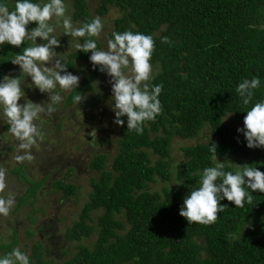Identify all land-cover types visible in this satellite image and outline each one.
<instances>
[{
  "label": "trees",
  "instance_id": "16d2710c",
  "mask_svg": "<svg viewBox=\"0 0 264 264\" xmlns=\"http://www.w3.org/2000/svg\"><path fill=\"white\" fill-rule=\"evenodd\" d=\"M91 1L70 0L74 23L88 22L97 16L108 22L105 16L113 10L117 15L106 24L110 27L108 39L112 32L125 30L153 36L152 83L163 85L159 96L162 112L154 121L145 122L140 135L129 131L126 123L115 126L113 156L93 151L86 166L93 173L87 182L91 190L67 232V239L76 242L77 252L57 264H264V193L254 192L253 205L244 208L222 201L229 207L218 213L214 224L188 223L179 215L188 186H196L198 173L212 164L209 139L217 145L221 162L232 167L253 164L264 172V148H247L243 135L224 120L231 112L230 116L246 115L239 112L243 106L236 93L242 79L258 75L262 83L255 90L253 103L264 99V0H97L94 8ZM7 2L12 9L15 0ZM162 37L172 43H162ZM97 42L98 47H103L100 39ZM27 46L28 42L21 48L0 46V76L14 68L10 60ZM89 55L74 49L68 53L65 62L70 72L77 66L79 88L63 93L59 110L52 118L41 121L47 135L42 144L33 148L32 161H16L15 138L8 131V124L4 126L12 139L6 150L14 158L13 165L8 162L5 166L7 180L14 179L18 184L16 191L11 187L16 203L10 213L33 209L28 212V218L32 217L28 232L24 231L27 240L36 233L30 228L36 220V204L44 199V205H52L44 198L46 184L50 183L57 200L77 201L80 196V183L71 164L74 159L44 154L54 146L61 150V145H66L59 129L63 128L68 110L79 106L73 100L75 95H86L80 105L90 108L111 96L109 77L92 70ZM102 85L108 89L102 90ZM35 97L47 98L41 93ZM90 117V125L105 134H97V139L108 143V124L96 119L93 112ZM204 129L209 132L204 135L208 139L182 147L185 159L173 166V138H199ZM38 148L42 154L36 153ZM59 163L60 171L65 165L67 169L57 177L51 166ZM179 181L183 183L173 184ZM155 184L159 186L152 187ZM43 212L40 207L39 213ZM11 233L6 236L7 241L0 240V255L21 245L15 228ZM92 235V245L82 243ZM45 254L43 242L32 244V262L54 264Z\"/></svg>",
  "mask_w": 264,
  "mask_h": 264
},
{
  "label": "clouds",
  "instance_id": "9594fccd",
  "mask_svg": "<svg viewBox=\"0 0 264 264\" xmlns=\"http://www.w3.org/2000/svg\"><path fill=\"white\" fill-rule=\"evenodd\" d=\"M31 24L35 26L30 28ZM103 30L104 22L99 16L88 22L74 23L70 0H15L12 9L7 0H0V46L8 44L21 48L25 42L29 44L10 60L12 65L18 66L24 78L21 79L20 74L0 76V119L6 121L8 131L15 138L16 161L34 159L33 148L42 144L47 135L42 119L52 118L59 110L64 100L63 93L79 88L81 77L68 71L64 52L56 50L61 47V36L71 38L76 53H90L88 60L92 70L110 78L108 107L113 113V124L122 127L126 123L129 131L140 135L145 122L154 121L161 114L159 96L163 85L152 83L153 36L131 30L116 31L112 32L104 48L98 47L97 42ZM161 42L172 43L168 37H162ZM26 77L30 78L29 82H26ZM98 83H95L97 92ZM261 83L257 75L242 79L236 86L243 106L239 112L246 113L243 126L236 131L243 135L245 146L249 149L264 148V99L253 103L255 90L261 87ZM26 89L37 90L46 94L47 98L32 101ZM86 99L87 96L80 92L73 97L79 105ZM208 150L212 164L198 173L196 186H188L179 208V215L188 223L214 224L218 213L229 207L222 201L227 200L237 208H244L253 205L254 192L264 193V172L257 165H226L218 159L217 145L210 139ZM15 197L7 181V169L0 167V216L10 214L16 203ZM246 225L251 226L250 223ZM0 264L33 262L26 250L15 247L0 255Z\"/></svg>",
  "mask_w": 264,
  "mask_h": 264
},
{
  "label": "rangeland",
  "instance_id": "374dc122",
  "mask_svg": "<svg viewBox=\"0 0 264 264\" xmlns=\"http://www.w3.org/2000/svg\"><path fill=\"white\" fill-rule=\"evenodd\" d=\"M96 1L97 0L91 1L92 3L91 8L95 7L94 4L96 3ZM116 15L117 14L113 10H111L107 14V16H105L108 22H104V24L106 25L107 23H110V21H112L116 17ZM109 29H110L109 25H106L101 34V37L99 38L104 48H106L107 46V40H108L107 31ZM66 38L68 37L61 36L60 38L61 47L56 49L58 52H64L65 61L67 59L68 53L73 49L71 44V39L68 38L69 39L68 42V39ZM37 40L39 42V38H37ZM76 68L77 66L72 69L71 72L73 74H77ZM7 74L17 76L23 73H20L18 66L15 65L14 68L11 69V71ZM25 79L26 82L30 81V78L26 77ZM106 88L107 86L104 85L101 86L102 90L103 89L105 90ZM109 88H111V86ZM38 93L39 92L37 90L28 91L26 89V94L28 98L32 101L35 102L42 101L36 99L35 94ZM20 102L22 103L23 101ZM92 112L96 114V119L106 122L108 124L107 128L111 129L109 132L110 139L109 142L106 144L102 143V140H99L96 137L97 134L101 136L105 134L102 133L96 126L90 125L91 123H89V120L91 119L90 114ZM67 113L68 116L66 121L63 122L64 123L63 128L59 129L60 130L59 134L61 135V137L63 136L62 138L65 140L66 143V145H61L63 151L62 149L59 150L60 148L57 149L53 144L52 146L54 147L52 149L45 150L47 153H45L44 155L45 157L46 155H50V156L65 155L74 159V162L71 164L75 166V174L77 175L75 178L78 177V183H80V190H79L80 196L78 197V200L77 201H73L69 199L62 201L60 199L57 200V196L52 193L50 183L46 184V186L43 189L45 192L44 198L46 199V201H50L49 204L52 205L51 206L44 205V203H46L44 199L42 200L41 204L40 203L36 204V208H38V210L36 212H33V215L36 216V220L35 223L30 226L31 229L33 230L36 229V233L35 235H33L31 240H27L25 238L24 231L26 230V232H28V226L31 222L30 220H32L31 215H29L28 218V212L33 210L32 208H28L27 212H25V209H23V211L19 213H13V214L10 213L7 217L0 216V240L7 241L8 238L6 236L8 234H12L11 231L13 228H15L17 233L19 234V241L21 242V245L17 247L24 248L25 246L27 253L30 255L32 250V244L41 241L45 244L46 257L52 258V263L54 264L62 262L64 259H66L69 256H73V254L77 252L76 242H71L70 240L67 239L68 238L67 232L71 227V225L73 224L74 220L76 219V216L80 211L83 203L87 200L88 193L91 190V187L87 182L93 176V173L86 166L90 158L92 157L93 151L98 150L101 152H108L109 155L113 156L116 150V143L114 142V140L117 136L116 134L117 130L115 129L116 125L113 124L112 122L113 113L110 111L108 107L107 100L104 101L103 104L101 103L96 108H90L83 105H79V106L73 105L71 109L68 110ZM60 118L61 117L59 116L58 119L60 120ZM225 120L228 125L236 128L240 127L243 122L242 117H236V116H229ZM5 124L6 121L0 119V167H5L8 162L10 163L9 166L13 165L12 159H14L13 154H10V152L6 150V145L11 144L12 139L10 138L8 131L4 127ZM208 134H209L208 130L204 129L199 135V138L180 139L179 137H174L171 147V155H172L171 157H172L173 166H175L177 163L185 159L183 151L181 150L182 147L186 145L194 144L197 140L205 141L208 139V137L204 135H208ZM41 152L42 150L38 148L36 153L39 154ZM59 165L61 164L59 163L57 165L51 166L54 175L57 177L61 176L62 174L64 175L65 172L63 173V171L67 169L65 165L63 166L64 169L60 171ZM43 168L44 166H41V169ZM7 175H9L8 171H7ZM73 176L75 175L73 174ZM7 181L10 188L13 187L14 191H16V189L18 190L17 188L18 184L14 179L12 180L9 179ZM158 186L159 184H155L152 187H158ZM40 207L44 208L43 213H39ZM24 214L27 217L25 219H24ZM4 232L6 233V235H4ZM93 239H94L93 235L91 238L86 237L82 243L85 245H92L91 243L93 242L92 241ZM66 252H68L67 256L64 255L66 254ZM33 264H37V263L33 262Z\"/></svg>",
  "mask_w": 264,
  "mask_h": 264
}]
</instances>
